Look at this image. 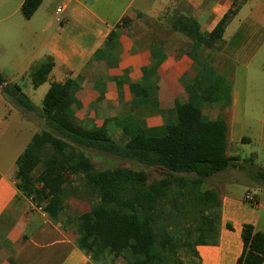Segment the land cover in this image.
<instances>
[{
  "label": "crops",
  "instance_id": "crops-1",
  "mask_svg": "<svg viewBox=\"0 0 264 264\" xmlns=\"http://www.w3.org/2000/svg\"><path fill=\"white\" fill-rule=\"evenodd\" d=\"M23 1L14 0V10L3 14L6 3L0 0V45L2 37L19 35L21 21L12 18L21 15ZM49 1L41 0L24 22L40 20ZM57 1L53 20L46 18L38 28L31 25L25 30L33 41L44 35L37 50L23 59L13 55L8 63L22 78L49 60L52 68L41 85L73 82L66 112L78 126L104 128L124 144L138 129L163 134L177 123L178 108L189 104L201 110L204 120L226 124L227 155L238 162L243 160L237 151L243 143L256 139L264 147V0ZM115 9L113 18L96 12ZM230 11L221 44L211 47L172 27L178 19L189 18L198 24L201 39L207 40ZM1 87L0 264H131L133 258L126 251L117 257L104 251L94 260L75 246L71 233L81 214L66 212L65 197L88 203L85 212L98 202L97 193L82 177H72L64 187L63 209L54 221L21 195L15 163L38 132L21 138L15 119L28 131L47 127L34 112L3 96ZM246 120L256 123L258 130L247 127ZM15 144L16 151L11 152ZM261 208L259 202L247 204L243 196L222 192L217 245L197 246L196 256L180 252L182 264H236L243 249L241 227L250 224L258 231Z\"/></svg>",
  "mask_w": 264,
  "mask_h": 264
},
{
  "label": "trees",
  "instance_id": "trees-1",
  "mask_svg": "<svg viewBox=\"0 0 264 264\" xmlns=\"http://www.w3.org/2000/svg\"><path fill=\"white\" fill-rule=\"evenodd\" d=\"M40 2L24 0L22 17L30 19ZM231 18L230 11L207 40L201 39L198 24L189 18L178 19L172 27L197 44L211 47L221 42ZM51 68L46 60L30 72L34 88L44 83ZM0 86L2 95L34 112L49 129L34 134L16 160L14 178L21 195L54 221L63 209V190L72 177H82L97 193L98 202L78 217L71 233L75 246L94 260L104 251L114 257L126 251L133 258L131 264H182L181 251L196 256L197 246L218 243L221 191L204 188L206 182L235 168L223 182L242 180L249 187L264 184V169H245L227 155L226 124L204 120L201 110L192 105L178 108L177 123L165 133L138 129L120 144L104 128L86 129L72 121L66 112L72 81L50 84L41 109L1 75ZM93 153L135 163L158 177L124 167L96 171L90 158ZM245 170L247 181L241 178ZM231 176L235 180H229ZM240 237L243 249L236 264H263L264 233L243 224Z\"/></svg>",
  "mask_w": 264,
  "mask_h": 264
},
{
  "label": "rangeland",
  "instance_id": "rangeland-1",
  "mask_svg": "<svg viewBox=\"0 0 264 264\" xmlns=\"http://www.w3.org/2000/svg\"><path fill=\"white\" fill-rule=\"evenodd\" d=\"M5 3L6 6L3 8V14L8 13L10 10L11 11L14 10L15 7L14 0H5ZM8 4L11 5L8 6ZM58 4L59 3L57 0H50L49 3L46 4V6L43 7L42 9L41 12L42 18L38 21H36L35 18L32 24H26V22H24L23 20V17H21V15L19 14H16L12 19H20L21 21L19 35L15 37V39H12L11 36L2 37V45H0V75L5 81L11 80L12 81L11 84H17L21 88V92L24 95H26L29 99L31 98V101L38 109H41L42 107V99L45 93L47 92L48 85L43 84L37 89H34L32 86L31 73L26 72V74L23 75V77L21 78V73L16 72L15 69H12L8 61L9 58L13 55H16L20 59H23L26 55L29 56L32 53H34L35 50H37L44 35H40L38 39L33 41V39H30L28 37L25 30L27 29V27H30L31 25L32 26L34 25L35 28H38L41 24L44 23L46 18L53 20L54 18L52 17V14L55 12V9L58 6ZM96 12H98V14H100L101 16H107L109 18H113L117 14L118 10L115 9L112 12L99 10ZM15 124L22 128L21 138H25L26 135L30 134V132L35 133V132H40L41 130H45V129L36 128V130L31 129L28 131L24 127V124L21 123V121H19V118L15 119ZM245 124L247 127L252 128L254 132L258 130V128L256 127V123H252L246 120ZM54 134L56 136H59L57 133ZM17 146L18 144H15V147L13 148V150H11V152H15ZM8 147L9 149H11L13 145L9 144ZM237 151L239 156L243 159L242 162L239 161L238 164L245 167V169L246 168H248L249 170L257 169V168L264 169V147L258 146L256 139H254L253 143H251L250 145L243 143ZM254 154H256L257 156L254 157ZM90 158L92 160V163L96 171L113 169L115 167H124L132 170H144L149 174L150 178L158 177L156 173L152 172L149 169L143 168L142 166L137 165L135 163L119 160L117 158L109 157L106 155H97L95 153L91 154ZM235 170H236L235 168L230 169V171L227 172L225 175L220 174L214 176L211 181L209 180L208 182H206L204 188H219L221 191L220 195L222 194V192H228V194L230 195L232 194V196H237V198H240L241 196H243L244 198V196L248 193L254 195L262 207L257 222V230L264 233V184H258L257 186L254 185L253 187H249L242 180H240L239 182H227V181L223 182V179L228 178L230 174L233 173ZM247 175H248L247 171L245 170L242 173L241 178L247 181L248 179ZM231 179L235 180V177L231 176L229 180ZM64 203L66 206V212L69 215H73V216H79L80 214H82L83 212L89 209L88 203L80 200H74L69 195L65 197Z\"/></svg>",
  "mask_w": 264,
  "mask_h": 264
},
{
  "label": "built area",
  "instance_id": "built-area-1",
  "mask_svg": "<svg viewBox=\"0 0 264 264\" xmlns=\"http://www.w3.org/2000/svg\"><path fill=\"white\" fill-rule=\"evenodd\" d=\"M57 12L59 13V12H61V10L58 9ZM243 201L245 203L251 204V205H257L259 202L254 195L249 194V193L244 196Z\"/></svg>",
  "mask_w": 264,
  "mask_h": 264
}]
</instances>
